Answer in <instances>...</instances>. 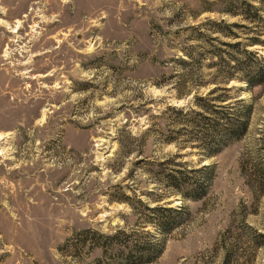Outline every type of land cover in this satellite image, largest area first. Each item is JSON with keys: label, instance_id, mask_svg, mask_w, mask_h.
<instances>
[{"label": "rangeland", "instance_id": "1", "mask_svg": "<svg viewBox=\"0 0 264 264\" xmlns=\"http://www.w3.org/2000/svg\"><path fill=\"white\" fill-rule=\"evenodd\" d=\"M202 1L0 0V264H117L96 245L146 240V207L182 210L151 264H264V87L226 86L249 125L211 158L168 111L222 94L208 62L178 67L190 29L248 26ZM167 161L213 167L205 196L164 188Z\"/></svg>", "mask_w": 264, "mask_h": 264}, {"label": "trees", "instance_id": "2", "mask_svg": "<svg viewBox=\"0 0 264 264\" xmlns=\"http://www.w3.org/2000/svg\"><path fill=\"white\" fill-rule=\"evenodd\" d=\"M203 5L211 7L223 6L220 14L231 17H239L248 26L239 24H227L225 21L210 22L192 27L195 38L192 41L203 43L205 46L195 45L188 50H182L187 61L178 60V67L186 70L191 67L203 68V63L208 62L207 69L214 70L215 79L213 84L216 86L215 92L219 91L220 97L212 100L211 92L206 98L195 99L194 106L198 111L193 110H174L179 120L178 126L189 128L196 135V140L208 156H214L232 140H238L245 135L248 128V119L251 114L249 106L245 108H235V105L242 103V100L233 102V105H224L229 97L225 94L231 91L226 88L233 81H239L247 85L248 90L255 87H264V57L256 51L249 49L255 46L264 50V0H218L214 2L202 1ZM209 28L207 27V25ZM204 30H206L204 32ZM239 31V32H236ZM243 35L252 38H242ZM220 36L234 43H223L218 38ZM245 37V36H244ZM245 39V41H242ZM241 40V41H240ZM227 49L221 50L220 47ZM201 46V47H200ZM209 47L210 49L208 50ZM201 49L200 52L197 50ZM208 50V51H207ZM214 92V93H215ZM192 134V133H191ZM168 143H175V139L166 140ZM173 167L168 168V161L158 165V182L164 188H170L182 198L198 201L205 196L209 184L212 182L214 171L211 166H202L197 170L186 171L185 165L173 162ZM149 216L145 217L143 227L150 226L156 232H146V240L126 241L121 245L120 236L116 233L109 237H103V252L107 249L119 247L117 251V264H151L155 262L164 250L163 240L160 233H169L172 225L178 226L177 219L181 218V211L172 208L146 207ZM174 228V227H173ZM125 236V235H124ZM122 242V241H121Z\"/></svg>", "mask_w": 264, "mask_h": 264}]
</instances>
